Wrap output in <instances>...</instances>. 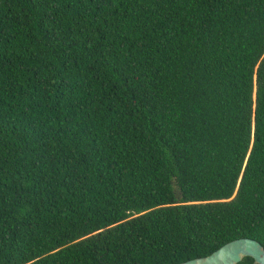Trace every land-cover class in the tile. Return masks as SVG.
I'll list each match as a JSON object with an SVG mask.
<instances>
[{
  "label": "trees",
  "instance_id": "16d2710c",
  "mask_svg": "<svg viewBox=\"0 0 264 264\" xmlns=\"http://www.w3.org/2000/svg\"><path fill=\"white\" fill-rule=\"evenodd\" d=\"M241 238L264 248V0H0V264Z\"/></svg>",
  "mask_w": 264,
  "mask_h": 264
},
{
  "label": "water",
  "instance_id": "95a60500",
  "mask_svg": "<svg viewBox=\"0 0 264 264\" xmlns=\"http://www.w3.org/2000/svg\"><path fill=\"white\" fill-rule=\"evenodd\" d=\"M244 258H251L253 264H264V248L255 240L241 238L224 244L206 257L181 264H238Z\"/></svg>",
  "mask_w": 264,
  "mask_h": 264
}]
</instances>
